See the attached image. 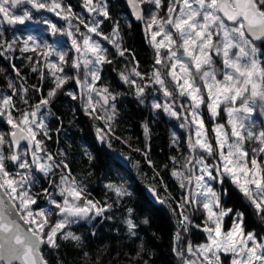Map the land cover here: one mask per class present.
Segmentation results:
<instances>
[{"label": "snow or ice", "instance_id": "6c2138e0", "mask_svg": "<svg viewBox=\"0 0 264 264\" xmlns=\"http://www.w3.org/2000/svg\"><path fill=\"white\" fill-rule=\"evenodd\" d=\"M127 2L136 13V19L144 22L155 57L149 77L138 70L139 62L135 61V54L129 53L135 63L129 72L120 73L121 80L135 89L140 103H144L145 89L150 84L159 85L164 97L172 102H154L153 109H162L169 116L181 119V127L195 128L194 136L190 135L187 139L190 154L181 166L184 170L176 168L172 175L180 181L181 188H187L193 182V170L199 165V174L194 175L197 191H190L178 207L185 231L191 226L183 211L187 205L195 204L206 211L207 219L202 230L207 233V242L198 246L188 243L186 248H174V251L182 264H224L222 255L230 260V264H264V237L258 239L254 232H246L244 213L222 206V197L228 195V190L222 187L217 191L213 187V184L223 186L226 179L230 180L252 206L255 215L264 222V127L257 129L253 119L257 111L264 115V0H167V4L164 0ZM22 5H29L37 12H53L68 22L67 28H60L47 19L43 21L49 25L52 34L67 36L72 48L79 54L69 61L64 51H58L51 45L41 46L34 40L29 44L31 37L25 39L20 50L38 53L46 61L54 87L35 105H29L28 89L23 85L17 88L11 81L8 83L11 94H0V125L10 126L7 131H0V264H14L16 261L20 264H49L41 245L57 250L60 247L57 242L59 237L61 241L74 242L80 247L82 237L68 230L70 226L80 220L101 216L110 206H101L99 202L88 199L85 188L71 178L67 163L63 160L56 162L54 155L48 151L45 139H51V136L45 121L51 112H42V109L51 103L57 90L69 80H75L87 88L86 113L95 119H105L111 131L108 122L115 118L116 111L115 104H109V101H115L116 96L107 88L95 87V82L100 79V66L111 64L112 60L99 41L79 33V28L75 32L71 30V20L80 18L72 12L70 5L65 6L63 0H0L2 21L15 26L33 20L27 8L22 14L12 11ZM141 5L153 7L146 15ZM84 7L89 13L110 18L106 0H84ZM102 22L93 21L91 26H84L88 33L102 36L99 29ZM80 23L84 21L80 20ZM76 33H79L80 39H77ZM113 36L116 38L113 39ZM113 36L104 39L109 40L117 49V54L124 57L129 50L121 46L119 24L113 27ZM16 43L15 39H5L0 31V49L10 51ZM52 56L58 57V62L49 61ZM34 63L38 65L40 60ZM64 66L71 67L76 75L65 73ZM13 69L19 76L15 65ZM32 70L35 72L37 68ZM33 88L40 91L36 86ZM92 93L103 100L104 116L95 115L100 100L94 101ZM67 94L74 100L78 98L71 92ZM17 95L27 108L17 106L14 100ZM177 96L186 98L189 103L177 106ZM104 105L108 107L104 108ZM202 108L208 110L212 119L221 111L227 114L230 127L216 124L211 129L215 134L214 142L208 136ZM148 131L145 126L146 135ZM101 133L102 130H98L101 142H106V136ZM144 154L147 157V152ZM207 157L216 158L219 163L210 164ZM172 159L174 163H179L175 157ZM61 166L60 182L55 187L62 200L58 201L48 189H43L54 210L35 211L33 205L37 204L38 194L31 191L38 183L35 173H42L51 184L54 170ZM108 187L118 197L131 195L122 186ZM132 211L128 210L129 217ZM229 215L232 216V226L225 231L224 218ZM53 216L56 217L54 222L51 219ZM17 217L28 225L26 230ZM125 223L128 234L136 237L139 225L132 218ZM143 223L147 224L148 220ZM176 240H180L179 233ZM140 251H143L142 245Z\"/></svg>", "mask_w": 264, "mask_h": 264}, {"label": "trees", "instance_id": "16d2710c", "mask_svg": "<svg viewBox=\"0 0 264 264\" xmlns=\"http://www.w3.org/2000/svg\"><path fill=\"white\" fill-rule=\"evenodd\" d=\"M108 1L110 18L102 23L101 32L105 36H113V27L119 24L121 46L129 50L125 54L132 61L129 53H134L141 70L150 68L154 50L144 26L131 20L121 0ZM63 2L70 5L85 23H92L83 10L84 0ZM81 28L85 29L83 26ZM14 46L10 51L0 49V90H5L9 77H12L19 86H26L28 102L35 105L41 96H47L51 85L42 81L41 71L34 72L31 63H26L21 57L17 44ZM108 58L112 63L102 65L97 84L116 96V115L111 123L112 130L108 132L109 140L102 143L98 135V130L105 127V121L81 110L65 87L56 93L49 104L52 112L51 139H47L46 148L54 155L56 162L63 157L71 178L85 188L87 198L110 207L101 216L70 226L68 230L82 237L80 247L57 237L59 249L45 246L42 253L49 264H182L174 248L186 241L193 246L207 242V234L203 230L195 226L184 230L181 209L178 207L182 201L181 189L177 178L172 175L173 170L178 168V163H174L172 158L178 160L179 146L187 143L188 130L186 127L180 129L173 121L167 122L164 117H158L152 107L154 97L145 96L144 103H140L135 89L120 78V73L124 71L117 54L109 50ZM13 65L19 70V76ZM33 86L40 91L37 92ZM145 126L149 130L147 135ZM117 154L129 158L128 167L116 158ZM58 171L61 172L56 173ZM54 173L51 184L48 178L38 179V205H46L49 200L43 189L55 194L62 166ZM108 185L122 186L131 195L118 197ZM221 187L228 190V195L223 197L224 206L244 213L245 231L264 236V222L255 215L252 206L236 187L228 180ZM148 190L155 191L163 202H153L147 194ZM56 199L61 200L60 197ZM129 209L133 210L131 217ZM183 211L184 215H188L191 206L187 205ZM192 217L195 223L201 224L197 216L192 214ZM128 218L139 225L136 237L128 234L125 223ZM145 219L148 220L147 224L143 223ZM231 221L232 216L229 215L227 227ZM177 233L180 235L179 241L176 240ZM141 245L143 251H140ZM226 264L229 262L226 261Z\"/></svg>", "mask_w": 264, "mask_h": 264}, {"label": "rangeland", "instance_id": "374dc122", "mask_svg": "<svg viewBox=\"0 0 264 264\" xmlns=\"http://www.w3.org/2000/svg\"><path fill=\"white\" fill-rule=\"evenodd\" d=\"M164 2H165V4H167V0H164ZM106 3H107V9H108V7H109L108 6L109 1L106 0ZM122 3H123V5L125 7H127V5H126L125 2H122ZM64 5L67 6L65 3H64ZM141 6L144 9V12H145L146 15L149 13V9L153 7L151 5H141ZM24 10L25 9L17 10L16 11L15 9H12V11L15 14H22ZM27 10H29L31 12L30 9L27 8ZM72 12H73V10H72ZM31 13L33 15V20L26 21V23L24 25H22L24 28L31 29V31L24 30V31L19 32V33H17L16 31H12L10 33V36L11 37H9V40H14V39L17 40V43L16 44H17L18 51H20L21 57L25 60L26 63L30 62L33 67H36L37 68V71L38 70H40V71L42 70L43 73H44V78L42 79V81H44V83H47L48 85H51V88H53L54 87L53 77L50 75L49 70L45 66L46 65V61L44 59H42L38 55V53H34V52H31V51L22 52L20 49L23 47V41L25 39H28L29 37H31V40H29V44H31L32 40H34L38 44H40L41 46L51 45L53 48L57 49L58 51H64L66 53V58H68L69 61H71V59L77 57L79 54L76 53L75 49L72 48L71 41H70V39L67 36L62 35V34H56V35L52 34L49 25L43 23V21L45 19H47L51 23H55L60 28H67L68 27V22H66L65 20L61 19L60 17H58V19L56 21H51L48 18H43L42 16H39V15H36L35 16V14H33V12H31ZM53 14L55 15V13H53ZM128 14H129V12H128ZM160 14L163 15L164 14L163 11H161ZM79 18L80 19H72L71 20V25H72V29L71 30L72 31L75 32V29L76 28H79V33H85L87 35L92 36V38L94 40L99 41L102 44V46L107 49V52H109V50H110L111 52H114L115 54H117V49L112 45V43L109 40H105L104 39V37H106L104 34L102 36H96L94 33H88L87 28H85L84 25L85 24H88L89 26H91L92 23H85V22L84 23H80V20H83V18H81V17H79ZM89 18H90L91 22H93V21H103L104 22L105 21V18L103 16H99L96 13H94L92 16H89ZM102 23H100V25H99L100 31H102ZM142 25L144 26V23ZM82 26L85 29H82L81 28ZM3 28H4L3 21L0 18V31L3 32ZM144 28H145V26H144ZM79 33H76L77 39H80ZM4 38L5 39H8L7 38V35L4 34ZM13 48H15V46ZM28 57H32V59L29 60ZM154 57H155V52H154ZM154 57H153V61L151 63L150 68H146V69H143V70H141L139 68L138 70L141 71L142 73H147L148 76L150 77L151 76L152 69L154 67ZM117 59L123 65V71L125 73L129 72L130 69L133 67L134 62H132L128 58V56L126 54H125L124 57H121V56H119L117 54ZM36 60H40V63L38 65L34 63ZM48 60L49 61H52V62H58V57L52 56V57H49ZM155 67H159V66H155ZM64 68H65V73H67L69 75H76V72L71 67L64 66ZM100 68H101V71H102V66H100ZM101 71H100L99 74H101ZM81 77L83 78L82 73H81ZM88 79H89V81H91V78L90 77ZM146 79H147V77H146ZM9 81H11L12 83H14L17 86V88L20 87L12 77H9L8 83H9ZM98 81L95 82V87L97 89H102L103 87L98 86V84H97ZM138 82H140V81L138 80ZM24 87L26 88V86H24ZM65 87L68 88V93L71 92V93H73V94H75V95L78 96L77 99H75V100L73 99V100L80 105V109L81 110H84L85 111V104H86L87 96H88V92H87L86 86H83L82 87L81 85L77 84L75 82V80H69L67 83H65L63 85V87L61 89L57 90V92L63 90ZM159 89H160V86L159 85L150 84L149 87L145 89V96L154 97V102H156V103H161V104H164L166 102L167 103H171L172 101L169 100L168 98L164 97L162 91H160ZM0 94H5V95L11 94V89L8 88V84H7L6 88H5V90H0ZM92 96L94 98V101L95 100H100V104L97 105V111H96V114L95 115L104 116L105 113H104L103 108L101 107V105H103V101L100 99V97L96 96L95 93H92ZM14 100L17 103V106L18 107H20V108H27L28 107L27 105H24L22 103V101L19 98V95L15 96L14 97ZM112 103L115 104V101H111L110 100L109 101V104H112ZM181 103L188 104L189 101H187L186 98L177 96L176 97V104H177V106L179 104H181ZM107 107H108V105H104V108H107ZM49 111L51 112L49 105L47 106V108L42 109V112H49ZM154 112L156 113V115L158 117H160V118L161 117H164L167 120V122H172L173 121L175 124L178 125V127L180 129H184V127H181V123H182V120L181 119H176L174 117L169 116L167 113H164L162 111V109L161 110L154 109ZM202 112H203V118H204V121H205V127L208 130V136L214 142V140H215V134L211 131V129L216 124H224L226 128L227 127H230L227 124V114L225 112L221 111L219 116H217L215 119H212V118H210V114H209V112H208V110L206 108H202ZM14 115L18 116L19 113H14ZM0 119H2V118H0ZM253 119L256 121L257 129H259L261 127H264V115H260L259 114V111H257V113L253 115ZM99 120H101L103 122L105 121V119H99ZM113 120L110 121V122H108V123L111 124L113 122ZM45 122L48 125V128L50 129V126H51V123H52V112H51V115L47 117V119H46ZM9 127L10 126L0 125V131H7ZM186 128L188 130V136L187 137H189L190 135H193L194 136L195 128L194 127H192V128L186 127ZM99 130H102V133L101 134H104L106 136V141H108L109 140V137H108L109 129H108V126L106 124V121H105V127L104 128H101ZM49 135H50V131H49ZM46 141H47V139H45V145H46ZM179 153H180V155H179L178 160H177V161H179L178 168H181V170H184L181 167L185 163L184 158L190 154L189 151L187 150V143L184 142V143H181L180 144V146H179ZM61 160H63V157H61ZM207 160H208V162L210 164H213V165L219 163V160L216 159V158H213V157H207ZM58 169H60V168H57V170ZM198 169H199V165H197L196 168L193 170L194 174H193V182H192V184L189 185L187 188H181L180 187L182 200H183V198L185 196H187V195L190 194V191L191 192L197 191V189L195 188L194 175L195 174H199ZM59 172H61V171H58L56 173H59ZM186 174H188V173L186 172ZM35 175L38 177V179L39 178L40 179L43 178V180L46 179L43 176L42 173H35ZM228 181H230V180H228ZM59 182L56 183V184H59ZM178 182H179V185H180V181L179 180H178ZM185 183H187V182H185ZM38 187H39V181H38V183H36L35 185H33L32 189H31V191H32L33 194H38L39 195L40 192L38 190ZM213 187L217 191H220L222 189V187H221L220 184H213ZM54 193L55 194L52 195V196L55 199L58 198V197H60L59 194H58V189L57 188L55 189ZM38 195H36L37 202H38ZM60 198L62 200V197H60ZM197 199H202V197L201 198H197ZM93 201H95V200H93ZM181 202H179V204ZM221 203H222V206L224 208H226L224 206V203H223V197H222ZM190 206H191V213H189L188 215H185V216L188 217V220L191 222V226H195V227L198 224L194 222V219L192 217V214L194 215V217L197 216L200 219L201 224L199 225L200 227H196V229L202 230L203 227H204V223H205V221L207 219L206 211L202 207H200L198 205H195V204H191ZM33 209L35 211H39V210H45V211H47L49 209H53L54 210V206L51 205L50 202H49V200H48V202H47L46 205H38V204L33 205ZM192 211H193V213H192ZM51 219L54 222L55 219H56V217L53 216ZM227 219H228V216H226L224 218V223H223V226H224V230L225 231H227L228 229H230L231 226H232V221H231L230 226L227 227ZM256 236H257L258 239H260L261 237H264V236H261V235L259 236L257 234H256ZM188 243H189V241H186V243H182L181 242V245L178 246L176 249L179 250V249H182V248H186V246H187ZM195 246H198V245H195ZM222 260L224 261V264H226V261H228L229 264H230V260L228 258H224L223 255H222Z\"/></svg>", "mask_w": 264, "mask_h": 264}, {"label": "water", "instance_id": "95a60500", "mask_svg": "<svg viewBox=\"0 0 264 264\" xmlns=\"http://www.w3.org/2000/svg\"><path fill=\"white\" fill-rule=\"evenodd\" d=\"M121 2H125L126 3V5H127V10H128V12H129V15H130V18H131V20L135 23V24H143L144 22L143 21H140V20H137L136 19V13L134 12V10H133V8H132V6L127 2V0H121ZM22 7H29V5H22V6H19L18 8H16V9H20V8H22ZM31 7V6H30ZM84 7V6H83ZM142 7V6H141ZM84 10L86 11V13H87V15L88 16H92L94 13H89L88 11H87V9L84 7ZM36 11V10H35ZM37 12V11H36ZM39 12H41V10L39 11ZM39 12H37V13H39ZM4 24L7 26V27H9V28H18L19 27V25H15V26H10V25H7L6 24V22H4ZM103 101V100H102ZM23 143V142H22ZM116 158L118 159V160H120L123 164H125V166L126 167H128V163H129V158L128 157H125V156H123L122 154H117L116 155ZM147 194H148V196L150 197V199L153 201V202H155V203H161V200L158 198V195H157V193L155 192V191H153V190H148L147 191ZM0 195H2V193H0ZM5 199H7L6 197H5ZM17 220H18V222L20 223V225H21V227L23 228V229H27V227H28V225H25L24 223H23V221H19V219H18V217H17ZM81 221H85V220H81ZM45 248V246L44 245H41V249L43 250ZM14 264H20V262L19 261H16V262H14Z\"/></svg>", "mask_w": 264, "mask_h": 264}, {"label": "flooded vegetation", "instance_id": "af4514ba", "mask_svg": "<svg viewBox=\"0 0 264 264\" xmlns=\"http://www.w3.org/2000/svg\"><path fill=\"white\" fill-rule=\"evenodd\" d=\"M25 8H28V9H30L31 10V12H33V14H35V16L36 15H39V16H42L43 18H48V19H50L51 21H56L57 19H58V17H56L52 12H49V11H47V10H41V12H39V13H37L34 9H32L30 6L29 7H22V8H20V9H15L16 11L17 10H22V9H25ZM83 10H84V7H83ZM84 12H86L85 10H84ZM0 18L2 19V16H0ZM61 20V19H60ZM3 25H4V28H3V33L5 34V35H7V38L9 39V37H11L10 36V33L12 32V31H16L17 33H19V32H22V31H24V30H26V31H31V29H27V28H24L22 25H19V27L18 28H9V27H7L5 24H4V22H3Z\"/></svg>", "mask_w": 264, "mask_h": 264}]
</instances>
